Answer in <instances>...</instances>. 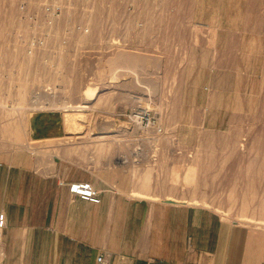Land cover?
Wrapping results in <instances>:
<instances>
[{
  "label": "rangeland",
  "instance_id": "rangeland-1",
  "mask_svg": "<svg viewBox=\"0 0 264 264\" xmlns=\"http://www.w3.org/2000/svg\"><path fill=\"white\" fill-rule=\"evenodd\" d=\"M111 2L132 6L129 46L99 43L117 14L73 10L62 23L92 25L79 46H61L56 29L32 47V14L0 0V158L34 153L32 120L54 111L63 140L87 162L98 163V152L113 158L131 175L133 196L264 227V0Z\"/></svg>",
  "mask_w": 264,
  "mask_h": 264
},
{
  "label": "crops",
  "instance_id": "crops-1",
  "mask_svg": "<svg viewBox=\"0 0 264 264\" xmlns=\"http://www.w3.org/2000/svg\"><path fill=\"white\" fill-rule=\"evenodd\" d=\"M63 122L54 111L36 114L35 152L0 158L7 222L0 264H98L101 254L107 264H123L122 256L128 264H264V227L233 224L203 206L133 196L131 175L100 152L98 163L87 162L63 140ZM72 182L91 183L98 201L72 195Z\"/></svg>",
  "mask_w": 264,
  "mask_h": 264
},
{
  "label": "built area",
  "instance_id": "built-area-1",
  "mask_svg": "<svg viewBox=\"0 0 264 264\" xmlns=\"http://www.w3.org/2000/svg\"><path fill=\"white\" fill-rule=\"evenodd\" d=\"M112 0H18V8L20 12H28L32 14V22L29 24L30 28L33 29L32 44L41 46L45 45L46 40L52 36V32L56 29L62 30L60 36V44L65 47H77L80 43L82 36L89 35L92 30V25L87 18L82 19L80 22H73L72 24H64L63 15L75 11L80 15L93 13L96 15L100 12H109L111 15L117 14L118 17L114 16L111 24L101 25V38L100 44H106L107 47L113 48L119 46H129L132 43L127 40L129 35L127 31L133 29L134 25L125 17L128 14H134L132 6H128L125 12L121 9L114 7ZM114 7V8H113ZM92 14V15H93ZM142 24L136 25L134 30L141 28ZM116 30H122L123 33L118 34ZM142 45V44H141ZM87 51V50H86ZM112 51L113 49H109ZM140 121V125L143 129L150 126V118L147 114H137L135 116ZM157 133H161L162 129H155ZM69 191L72 195L78 196L87 200L98 201V192L89 182H72L69 183ZM6 216L4 213H0V242L4 237V230L6 228ZM125 257L122 256L121 260L123 264H128L124 261ZM98 264H107L105 254H101L97 258Z\"/></svg>",
  "mask_w": 264,
  "mask_h": 264
}]
</instances>
